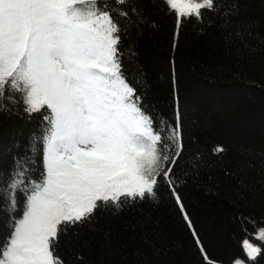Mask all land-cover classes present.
Returning <instances> with one entry per match:
<instances>
[{
    "label": "trees",
    "instance_id": "obj_1",
    "mask_svg": "<svg viewBox=\"0 0 264 264\" xmlns=\"http://www.w3.org/2000/svg\"><path fill=\"white\" fill-rule=\"evenodd\" d=\"M240 2L242 18L255 27L243 40H229L216 12L202 10L203 23L182 19L174 37L177 17L163 0H130L147 20L130 27L127 35L121 32V71L136 87L154 130L161 122L164 128L175 127L179 111L183 151L173 180L191 227L167 187L158 184L156 201L146 198L118 216L99 213L97 226L103 232L81 228L79 240L71 243L60 235L53 254L64 264H233L235 259L264 264V242L253 239L264 225V0ZM219 3L227 6L229 0ZM3 103L0 186L6 187L17 170L25 172V183H39L46 110L29 115L18 94L16 102ZM217 145L224 148L220 155L212 153ZM16 200L18 219L24 204L19 190ZM6 220L0 211V245L9 232ZM244 239L262 249L254 262L240 247Z\"/></svg>",
    "mask_w": 264,
    "mask_h": 264
},
{
    "label": "snow or ice",
    "instance_id": "obj_2",
    "mask_svg": "<svg viewBox=\"0 0 264 264\" xmlns=\"http://www.w3.org/2000/svg\"><path fill=\"white\" fill-rule=\"evenodd\" d=\"M163 3L177 17L174 37L182 19L203 23L202 10L219 14L229 40H243L255 27L242 18L240 0H229L227 6L219 0ZM146 20L130 0H0V110L6 111L3 102H16L18 94L29 115L46 110L48 125L40 138V182L25 183V172L17 170L6 187L0 186V211L7 215L9 230L0 245V264H64L53 254L60 235L71 243L79 240L81 228L103 232L97 226L99 213L118 216L146 198L156 201L158 184L167 187L191 227L173 180L183 151L179 111L175 127L164 128L161 122L154 130L136 87L121 71V32L127 35ZM223 152L220 145L212 149L214 155ZM17 190L24 195L18 219L13 215ZM253 239L264 242V228ZM240 247L250 262L262 251L248 239ZM76 259L83 261V256Z\"/></svg>",
    "mask_w": 264,
    "mask_h": 264
},
{
    "label": "rangeland",
    "instance_id": "obj_3",
    "mask_svg": "<svg viewBox=\"0 0 264 264\" xmlns=\"http://www.w3.org/2000/svg\"><path fill=\"white\" fill-rule=\"evenodd\" d=\"M259 228H264V225L260 226ZM259 228H258V229H259ZM258 229H257V230H258ZM256 232H257V231H256ZM256 232H255V233H256ZM248 240H249V239H248ZM249 241H250L251 243H253L255 246H258L256 243L252 242L251 240H249ZM245 264H247V263L245 262Z\"/></svg>",
    "mask_w": 264,
    "mask_h": 264
}]
</instances>
